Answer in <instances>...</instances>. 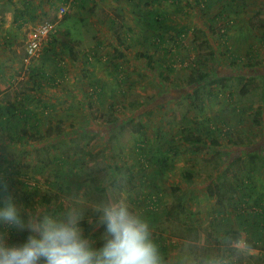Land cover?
<instances>
[{
    "label": "rangeland",
    "instance_id": "374dc122",
    "mask_svg": "<svg viewBox=\"0 0 264 264\" xmlns=\"http://www.w3.org/2000/svg\"><path fill=\"white\" fill-rule=\"evenodd\" d=\"M48 1L47 15L23 29V65L0 74V94L26 89L38 115L21 141L0 130V181L14 202L47 214L82 206L83 234L98 249L95 207L123 200L169 264L220 255L262 264L264 0ZM45 20L53 44L26 63V34ZM30 68L56 72L55 85L36 87ZM193 70L220 81L185 86ZM0 235L20 245L29 233L0 223Z\"/></svg>",
    "mask_w": 264,
    "mask_h": 264
},
{
    "label": "clouds",
    "instance_id": "9594fccd",
    "mask_svg": "<svg viewBox=\"0 0 264 264\" xmlns=\"http://www.w3.org/2000/svg\"><path fill=\"white\" fill-rule=\"evenodd\" d=\"M85 208L69 203L59 213L25 209L14 202L6 181H0V223L29 235L8 245L0 235V264H169L151 238L149 224L123 200L97 204V222L104 243L96 249L83 234ZM201 264H231L228 257H204Z\"/></svg>",
    "mask_w": 264,
    "mask_h": 264
},
{
    "label": "trees",
    "instance_id": "16d2710c",
    "mask_svg": "<svg viewBox=\"0 0 264 264\" xmlns=\"http://www.w3.org/2000/svg\"><path fill=\"white\" fill-rule=\"evenodd\" d=\"M79 1H81V5H83L82 2H85V0H79ZM171 1L174 2L175 0H171ZM76 2H78V1H76ZM149 15L150 16L152 15L153 17H155L156 20L165 18V15L162 13H156V12L154 13V12L149 11ZM168 27L169 26H167V28ZM48 42H50V44H53L49 40H48ZM63 47L65 49H67L69 54L72 53L71 56L73 58L75 57V54L71 50L70 45L63 44ZM49 49L50 48L46 47V45H45L43 50H42V53L43 52L47 53V51ZM42 53H41V55H42ZM261 62L263 63V61H261ZM59 69H62V67H60ZM37 70H39V68H37ZM37 70H34V68H30V70H29V72H30L29 73V80H33L36 87L39 86L40 88H42V87H44L45 84H47V82L56 81L55 77H50L49 75H47L48 73L44 69H41V72L39 71V73H37ZM45 73H47V74H45ZM32 74L39 75L38 78H41V80L34 79L32 77ZM210 76H211V74H208V73L200 74L198 70H193L192 73L189 75L188 80L184 83V85L191 87V86H194V85L199 84V83H204ZM42 79L45 81L47 80V81L43 82ZM209 79H211V80L209 81ZM209 79H208V81L212 82V83H215L216 81L217 82L220 81L218 79V77H215V76H211ZM240 80H241V84L243 86H245L247 89L249 88L250 90H254L257 88V85H258L257 81L258 80H254L250 77L248 79L241 77ZM24 90H26V89H22V91L15 93V96H14L12 101L9 100V101L5 102V104L0 105V130H3L4 132H6L5 136L10 143H15L17 140H19V141L23 140L27 131H28L26 129L29 126H34L35 124H33V123H35L36 119H38V115L36 113V110L31 108L29 105V100H32V97ZM44 108L48 109V108H50V106L46 105ZM257 113L259 115H261V111H257ZM2 157H3V155H2ZM249 157H252V158L257 159V160L260 158V156H258L257 153H254ZM0 159H1V154H0ZM159 163H160V165L165 167L164 160H160ZM261 167L264 170V165H262ZM255 168H256L255 166L254 167L251 166L249 168V170L254 171ZM246 199L247 198H243L242 201H244ZM41 202L49 203L50 198L47 195H41ZM256 203H259V202H256ZM258 205L259 206L256 209V214H257V217H260V219L263 222L260 225L258 224L257 226H259L260 233L262 232L264 235V202L262 204H258ZM81 227H86L85 221L81 222ZM245 231H248V229L245 228ZM101 232H104V226L103 225L98 230L99 234ZM233 239L238 242L240 240L239 234H235ZM245 245H246V242H245ZM252 247H255V245L252 244L250 246V248H252Z\"/></svg>",
    "mask_w": 264,
    "mask_h": 264
},
{
    "label": "crops",
    "instance_id": "0c3cea01",
    "mask_svg": "<svg viewBox=\"0 0 264 264\" xmlns=\"http://www.w3.org/2000/svg\"><path fill=\"white\" fill-rule=\"evenodd\" d=\"M46 2L49 3L48 0H0V74H2L5 69H16L20 64V66L23 65L22 56L17 54V52L19 53L20 51V41H23L24 38L23 29H25L26 26H31L32 23L39 21L40 18L47 15L52 1H50V6H47ZM111 22L117 23L114 19H112ZM75 59V57L72 58V61L75 62ZM58 66L61 67L59 63ZM59 67H56V70H58ZM57 74L60 75V73ZM49 76L55 77V80H57L56 72H52ZM47 83L49 85H55L56 81ZM14 96L15 93H13L12 98H14ZM9 100L12 101L13 99L1 95L0 105L5 104V102ZM257 228V234L259 235L258 239H260L262 244L260 245L262 246L261 255L264 259V235L262 232L260 233L258 226ZM253 248L257 247H252L251 249ZM262 264H264V262H262Z\"/></svg>",
    "mask_w": 264,
    "mask_h": 264
},
{
    "label": "built area",
    "instance_id": "2783aa9c",
    "mask_svg": "<svg viewBox=\"0 0 264 264\" xmlns=\"http://www.w3.org/2000/svg\"><path fill=\"white\" fill-rule=\"evenodd\" d=\"M60 15H64L66 7L60 8ZM54 32V23L50 20H45L31 28L26 34L25 39V61H29L33 58H38L45 44Z\"/></svg>",
    "mask_w": 264,
    "mask_h": 264
}]
</instances>
